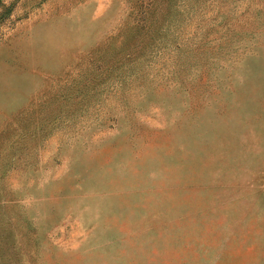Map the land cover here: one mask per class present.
Masks as SVG:
<instances>
[{
  "label": "rangeland",
  "instance_id": "obj_1",
  "mask_svg": "<svg viewBox=\"0 0 264 264\" xmlns=\"http://www.w3.org/2000/svg\"><path fill=\"white\" fill-rule=\"evenodd\" d=\"M0 264H264V0H0Z\"/></svg>",
  "mask_w": 264,
  "mask_h": 264
}]
</instances>
